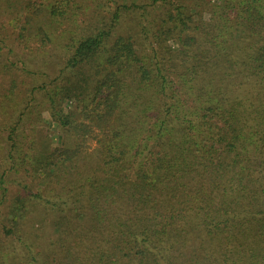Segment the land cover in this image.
<instances>
[{"label":"trees","instance_id":"trees-1","mask_svg":"<svg viewBox=\"0 0 264 264\" xmlns=\"http://www.w3.org/2000/svg\"><path fill=\"white\" fill-rule=\"evenodd\" d=\"M0 137V264H264V0H0Z\"/></svg>","mask_w":264,"mask_h":264},{"label":"rangeland","instance_id":"rangeland-1","mask_svg":"<svg viewBox=\"0 0 264 264\" xmlns=\"http://www.w3.org/2000/svg\"><path fill=\"white\" fill-rule=\"evenodd\" d=\"M47 118H48V116H47ZM51 126L55 127L52 123H51ZM57 139H58V136H57V134H55L53 136V142L56 143ZM96 144H97V142L94 138V134H93V137L91 135H89V137L87 138V141H86L85 148H88V150L93 149L96 146ZM4 150H5V146L1 143V137H0V157L3 154ZM3 155H5V154H3ZM25 184L29 185V187H31V185L33 183L27 177H25V179L22 177H19V179H17V178H15V176L8 177L7 179H4L3 181H1V183H0V213H1L0 216L2 219H6V218L10 217V213L7 209L12 207L14 203L19 204V203H17L16 200L20 195L26 196V191H28V187L27 186L24 187ZM35 202H36L35 200L31 201V200L27 199L26 203H25L26 207H34L33 212L31 211V214H30L32 217H34V218H32V219H34V223L37 220H40L39 215L42 214L41 210H40V207H42V206H40V204H35ZM47 221H50V219H48ZM4 222L8 223L7 221H4ZM26 222L29 223V221H26ZM35 225L37 226L38 224L35 223ZM1 229H2V226L0 225V248H2V247L6 248L8 246V240L6 242H3L4 236H2V234H1ZM9 247H10V245H9Z\"/></svg>","mask_w":264,"mask_h":264}]
</instances>
